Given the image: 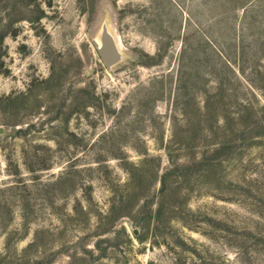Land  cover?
<instances>
[{
	"label": "rangeland",
	"instance_id": "374dc122",
	"mask_svg": "<svg viewBox=\"0 0 264 264\" xmlns=\"http://www.w3.org/2000/svg\"><path fill=\"white\" fill-rule=\"evenodd\" d=\"M0 264H264V0H0Z\"/></svg>",
	"mask_w": 264,
	"mask_h": 264
},
{
	"label": "water",
	"instance_id": "95a60500",
	"mask_svg": "<svg viewBox=\"0 0 264 264\" xmlns=\"http://www.w3.org/2000/svg\"><path fill=\"white\" fill-rule=\"evenodd\" d=\"M97 51L108 66L115 63L120 58V52L108 31L102 33L101 41L97 46Z\"/></svg>",
	"mask_w": 264,
	"mask_h": 264
}]
</instances>
